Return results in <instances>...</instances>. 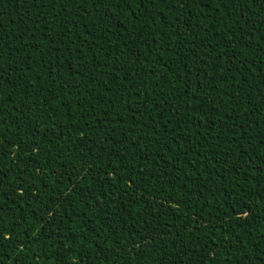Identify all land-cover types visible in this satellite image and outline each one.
<instances>
[{"label":"snow or ice","instance_id":"obj_1","mask_svg":"<svg viewBox=\"0 0 264 264\" xmlns=\"http://www.w3.org/2000/svg\"><path fill=\"white\" fill-rule=\"evenodd\" d=\"M15 2L18 8L28 5L34 12L24 13L22 24L28 26L22 27L21 31L15 34L6 31L3 20H0V165H3L5 161H11L6 167L0 166V264H4L5 253L13 245L26 248V245L34 238L48 239L46 236L40 237L39 232L32 237L27 236V229L21 227L29 218L24 215L25 207L30 211L34 204L37 208L42 207L47 212L48 218L45 223L48 227L56 226L71 233L73 228H65V222L72 225L73 221L70 217L74 215L77 220H81V216L70 213L67 209L80 200L81 193H84L85 205L90 203L93 208L102 210V205L107 203L108 197L116 195L125 181L135 192L139 185L134 183L132 173L137 169L128 158L129 156L136 160L137 164L140 163L137 157L144 159L145 164L139 169L140 177L149 175L154 181L159 179L161 187L156 190V193H141L139 197L131 196L126 187L123 189V195L130 197L126 203L131 206V201L149 196L163 201V205L149 201V207L157 210L162 207L170 208L167 217L171 223L168 224L169 232L166 235L171 239L162 240L160 232L155 230L156 224L161 222L159 219L143 230V237L148 239L150 244L144 243V238L137 243L136 238L140 237V233L136 231L135 225H130V235L133 239L127 241L129 253L126 254L125 264L132 260V253L146 264L143 257V250L146 247H150L154 254L157 251L161 253L157 264H206L203 257L199 261L194 259L195 252L185 245L183 237L179 236L180 228L175 225L176 221L180 220L181 224L185 225L184 231L194 230L199 233L204 226L203 222L213 209L205 204L204 207L208 209L205 212L204 208L196 209L184 197L179 199L175 197L176 182L184 184V178L187 176L179 165L184 162V158L190 152H194L193 158L196 163L204 167L205 156L200 150L203 149L205 153L211 152L213 157L219 152L223 156V159L218 162L219 168L225 170L224 175L229 180L236 176V165L229 163V153L222 149V144L227 143L220 138L223 132L211 138L210 135H206L198 141V144H193L191 137L197 136L199 127L204 126L203 122L196 123L202 118L209 122L207 131L215 132L219 127V125H213L212 118L207 116L206 101L213 111L218 105L228 108L227 118L232 120V123L224 129L230 133L228 140L239 134L234 129L237 128L241 111L244 115L251 111L243 107L245 101L250 102L251 96L245 94L243 100L236 96V91L242 92L243 88H233L232 81L235 79L233 74L243 76L247 83L250 77L255 79L253 71L257 65L248 60L247 56L237 49V45L247 32L256 31L258 26L264 27V0H15ZM161 5L164 7H160ZM0 7H6L5 0H0ZM253 8L255 11H252ZM193 9H199L196 16L206 21V25L199 23L193 25L204 35L199 37L198 42L194 36L189 44H194L201 50L206 48L208 55L204 57L197 53L190 61L192 69L185 72L188 64L181 61L179 50L182 49L184 53L191 51L190 47H183L189 29L186 27L184 32H181L180 27L183 22H177L172 26L167 23V20L168 15L187 13L191 17ZM165 11L168 15H165ZM209 11L212 12L211 16L208 15ZM257 13H260L259 17ZM153 14L157 18L163 17L165 21L164 26L159 27L158 39L152 36L151 31H148L149 27L157 24ZM233 14L237 17L236 20H232ZM89 17L91 19H88ZM224 19L230 20L232 25L241 24L238 29L239 35L235 38L224 35L225 32L230 31V28H225L221 23ZM29 20L30 24H28ZM124 20L130 22L129 27L124 26ZM78 25L83 26V35ZM133 30L137 33L135 38L132 35ZM212 31L217 38L209 40L207 36ZM259 36L260 39H264V32H260ZM114 37L118 43L115 46L109 43V46L105 48V43L111 42ZM74 38L79 42L73 45ZM173 44L178 49L175 53H172ZM141 47H143V53H141ZM221 47L225 51L218 53L216 49ZM161 50L175 56V67L179 68V72L174 70L171 63L161 62L162 58L156 59V54ZM96 51H99L102 56L106 53L103 63L96 57ZM253 51H264V45H261L259 49L254 48ZM229 52L231 55H228ZM85 56H88L87 60ZM224 56L228 57L227 61L224 60ZM70 59L74 63L70 62ZM261 62L264 63V60ZM182 63L183 67H180ZM89 64L93 65L91 69L86 67ZM157 64H160L161 70H157ZM209 64L213 68L212 71L206 70V65ZM260 71L264 72V68ZM61 72L69 73L63 85L56 82L57 78L63 79ZM132 72L151 73V76L163 80L164 87L157 86L146 91L141 87V81L134 79ZM82 75L83 79H81ZM184 76L188 78L180 83ZM102 77H108L103 81L106 92H112V87L115 86L119 93H126L127 99L125 95L113 94L118 100L125 101L121 105L123 112L116 111L109 116V110L114 107L113 101L108 100V107L105 108L103 97L97 99L99 94L97 84ZM217 78L227 86L223 90V95L229 98L228 101H222L219 94L213 96L215 103L207 100L209 95L220 91L216 87ZM235 82L240 83L238 79ZM120 84L126 85V88H120ZM205 88L210 91L205 92ZM141 93L143 96L140 95ZM173 93H178L177 101L168 103ZM17 96L18 100L15 99ZM180 96H190L193 101L183 113L178 104ZM260 96L264 98V89H260ZM68 97H74L72 107L68 106ZM92 101L101 105L104 117L100 121L97 132L94 133L97 136L96 141L89 139L85 131L86 121L84 126H78V121L85 120V111L91 114L94 121L97 119L96 108ZM137 103L140 106L139 112L136 110ZM260 104L264 105V99H261ZM153 112L160 119H153ZM166 113L171 115L164 119ZM232 113H236L235 118ZM36 115L42 118V129H37L35 123L29 124V120ZM260 115L264 116V113ZM225 118L224 113L221 112L219 119ZM141 120L144 121L143 124ZM21 121L24 123L23 128ZM128 121L132 122L128 124L129 131L134 126L142 127L149 130L148 135L137 133L129 139L126 133L120 132L115 137L111 136V133L122 129ZM173 121L175 124L172 123ZM247 123L255 122L246 120L241 126ZM105 126L108 127V131L100 135L104 132ZM189 128L196 129V132L190 133ZM256 128H260L258 123ZM73 133H79V138L73 139ZM244 135L248 137V131H245ZM25 136H28L27 141L24 139ZM37 137L43 143L38 142ZM61 141L63 144H60ZM157 143L169 153L173 151V146L176 149L183 148V151L178 153L175 171L179 175L175 179L169 176L167 162L163 168L157 166L155 175L148 172V162L155 160L160 151L159 148L155 151L148 149L144 152L143 150L148 144ZM53 144L60 145L55 156L47 151V148ZM239 147L243 148V144ZM256 148L264 151V135L251 152L245 151L240 157L243 168L246 169L249 159H252V152H255ZM32 149L36 150L35 153ZM37 156L41 159L37 160ZM56 159H60L61 163L50 167ZM73 159L78 161V167L74 165L69 172L64 167V161L70 163ZM101 161L103 163H100ZM212 166L216 167L215 164ZM77 171H79L80 179L72 181L71 177ZM8 173H12V179H9ZM260 173V178L264 179V161L260 162ZM49 176H51L50 180ZM85 178L89 181L86 187L81 184V179ZM66 182L71 185L67 189ZM165 185H167L166 189ZM57 188L59 192H56ZM234 188L240 203H237V198L232 194L225 195V200L230 205L237 204V206L231 207L230 211L229 208L221 206L222 210L217 211V223L209 229L215 234L220 230L221 224L226 225L223 238L219 239V246L225 256L222 264H253L254 261L256 264H264V259L259 258V252L256 251L261 247L264 235L255 238L251 243L252 251L250 252L246 239L242 238L240 233L234 232L236 227H242L248 222L252 211L251 208H247V202L244 200L245 193L238 181L234 184ZM247 194L251 195V193ZM73 196L76 200L72 199ZM201 203L204 204L202 198ZM13 208L16 209L13 221L5 224L4 215L12 212ZM237 208L241 215L233 220L232 217L236 215ZM149 215L155 216V213ZM190 216L192 218H189ZM142 223L149 225V219L142 217ZM89 224L90 219H83L80 227L75 228V232H83ZM174 227L177 235L172 237ZM15 229L20 231L16 232ZM90 231L97 232V229L91 228ZM125 231H129V228H125ZM105 234L107 235V232ZM20 236H25V239L21 241ZM75 238V236L65 237L69 241V251ZM116 239L118 243L120 237L117 235ZM189 240L195 242L199 240V237L190 235ZM59 241L60 237L57 235L55 239H48V244L52 247L58 245ZM113 247L115 248V245ZM166 249L169 251H165ZM172 249L175 250L174 253L170 252ZM62 251L58 247H53V264H67ZM105 251L103 248L100 249L98 255H104ZM16 255L18 256L19 253ZM104 261H107L106 255ZM104 261L101 264H104ZM10 264H19V262L10 260ZM76 264H88L87 258L82 255ZM208 264H215V260L212 259Z\"/></svg>","mask_w":264,"mask_h":264},{"label":"trees","instance_id":"obj_2","mask_svg":"<svg viewBox=\"0 0 264 264\" xmlns=\"http://www.w3.org/2000/svg\"><path fill=\"white\" fill-rule=\"evenodd\" d=\"M5 3L6 7H0V20H3L4 29L6 31L12 32L13 34L20 32L22 27L26 28L28 26L22 24V21L24 20V13L28 11L30 14H32L34 10L29 9L28 5H25L23 8H18L15 0H5ZM160 7L164 6L161 5ZM197 11H199V9H193L191 17H189L187 13H184L183 15H168L167 11H165V15H168L167 23L169 25L174 26V24L177 22H183L181 24L180 31L184 32L186 27L189 29L188 36L183 47H190L191 51L190 53H184L182 49L179 50L181 61L188 64L185 72L192 69L190 61L194 56H196L197 53H200V55L204 57H207L208 55V50L206 48L201 50V48L196 47L194 44H189V41H191L194 36L197 38L198 42L199 37L204 35V33L200 32L193 26L195 23L206 25V21L196 16ZM252 11H255V8H253ZM208 15L211 16L212 12L209 11ZM259 15L260 13H257V17H259ZM88 19H91V17ZM153 19L157 20V24H153L151 27H149L148 31H151L152 36L158 39L159 27L164 26L165 21L163 17L157 18L154 14ZM236 19L237 17L235 14H233L232 20ZM30 23L31 21L29 20L28 24ZM221 23L225 26V28H230V31L225 32L224 35H230L233 36V38H235L236 35H239L238 29L241 26L240 23L232 25L231 21L228 19H224L221 21ZM124 26L129 27L130 22L128 20H124ZM77 27L80 29L81 35H83V26L78 25ZM245 29H247V25H245ZM165 31H167V29H165ZM260 32H264V27L258 26L256 31L247 32L246 35L241 37L240 44L237 45V49L240 50L244 56H247L248 60L257 65V68L253 71V76L255 79L250 77L247 83H245L243 76H236L235 73L233 74L235 76V79L232 81L233 88H243L242 92L236 91V96L241 100L244 99L245 94H249L251 96L250 102L245 101L243 105L244 108L250 109L251 111L247 115H244L243 111H241L240 120L237 121V128L234 129L235 131H238L239 134L234 136L231 140H228L230 133L224 131V129H226L228 125L232 123V120L227 118L228 108L218 105L216 110L213 111L211 106L206 101L205 112L207 113L208 117L212 118L211 123L213 125H219V127L216 128L215 132L207 131L209 122L203 120L202 118L196 123L200 124L203 122L204 126L199 127L197 136L191 137L192 143L198 144V141L202 140L206 135H210L211 138L212 136H217L223 132V135L220 138L222 141H227V143L222 144V149L228 151L229 163L236 165V176L229 180L228 177L224 175L225 170L219 168L218 162L223 159V156L219 152H217L215 157H213L211 152L205 153L204 150L201 149V154L205 156L204 167H201L196 163L195 159L193 158L194 152H190L189 155L184 158V162L179 165L181 170L187 173V176L184 178V184H180L179 181L176 182L177 191L174 194L175 197L177 199L184 197L185 199L189 200V202L192 203L196 209L204 208L205 212L208 210L204 207L205 204L213 209L208 218L203 222L204 226L201 228L199 233L195 232L194 230H191L190 232L184 231L185 225L181 224L180 220H177L175 225V227L180 228L179 236L183 237L185 245L195 252L194 259L199 261L203 257L206 264H208V262H210L212 259L215 260V264H222L223 260L225 259L223 251L219 246V239L223 238L224 228L226 225L221 224L220 230L215 234L210 232L209 229H212L217 223V211L222 210L221 206L224 208H229V211L231 207L237 206V204L230 205L228 201L225 200V195L232 194L233 197L237 198V203H240L238 200V194L234 188V184L237 181L242 186V191L245 193L244 200L247 202V208H251L252 211L249 214L250 219L248 222L244 223L242 227H236L234 232L240 233L242 238L246 239L249 245L248 250L250 252L252 251L251 243L255 240V238L264 235V179L260 178V162L264 161V151H262L260 148H256L255 152H252V159H249L246 169L243 168L240 163V157L244 155V152H251L252 148L261 139L262 135H264V116L260 115V113H264V105L260 104L261 99H264L260 96V89H264V72L260 71V69L264 68V63L261 62L264 60V51H253L254 48L259 49L261 45H264V39H260L259 36ZM121 33H123V29H121ZM132 35L133 38L137 36L135 30H133ZM207 38L209 40H214L217 37L215 36V32L212 31L209 32ZM9 39L11 40V36ZM78 42L79 41L75 38L73 39V45ZM109 43L112 46H115L118 41H116L114 37L111 42L105 43V48L109 46ZM137 44H139V41H137ZM149 47L151 46L149 45ZM229 47H231V45H229ZM140 50L141 53H143V47H141ZM177 51L178 49L176 45L173 44L172 53ZM216 51L218 53H223L225 49L221 47L217 48ZM172 53L161 50L156 54V59L161 60L162 58L161 62L171 63L174 67V70L179 72V68L175 67L176 59ZM95 55L100 59L101 63H103L104 59L106 58V53L104 56H102L99 51H96ZM228 55H231V52H229ZM87 59L88 56H85V60ZM227 59L228 57L224 56V60L227 61ZM70 62L74 63V61L71 59ZM109 63L111 62L109 61ZM237 66L239 67L240 65ZM86 67L91 69L93 65L89 64L86 65ZM97 67L99 66L97 65ZM180 67H183V63L180 65ZM156 68L157 70H161L160 64H157ZM206 70L212 71L213 68L209 64L206 65ZM217 71L219 70L217 69ZM67 75H69V73L61 72L63 79L57 78L56 82L63 85L67 79ZM245 75H247V73H245ZM132 76L135 80L141 81V87L146 91L152 90L157 86L160 88L164 87L163 80L161 78L151 76V73L145 74L144 72H141L137 74L136 72H132ZM187 78V76H184L180 80V83H183ZM41 79H44L43 73L41 74ZM81 79H83V75ZM105 79H108V77H102L97 84V87L99 88L97 99L99 100L101 96L103 97L105 102L103 107L105 108L108 107V100L111 99L113 101L114 107L109 110V116H111L116 111L123 112L124 109L121 107V105H123L125 101L118 100L117 96L125 95V99H127L126 93H119L115 86L112 87V92H106L105 86L103 84ZM237 79L240 81L239 84H236L235 82ZM119 87L126 88V85L120 84ZM169 87H171V85ZM216 87L220 89L219 93H212L207 97V100L215 103L213 96L219 94L222 101H228L229 98L223 95V90L227 86L224 85L219 78H217ZM53 90L55 91V89ZM209 91L210 89L205 88V92ZM114 93H116L117 96H114ZM140 95L143 96V93ZM177 95L178 93H173L172 99L168 103L177 101ZM15 99L18 100L19 97L17 96ZM67 99L68 106L72 107V100L74 97H68ZM236 102L239 103V101ZM192 103L193 101L190 99V96H180L178 104L181 106V112L183 113L185 109ZM92 104L96 108L97 119L94 121L91 114L88 111H85V120L78 121V126H84L86 121L87 126L85 127V131L87 132L89 139L96 141L97 136L94 135V133L97 132V129L100 127V121L103 120L104 117L101 105L97 104L96 101H92ZM81 106L83 107L84 105ZM136 110L138 112L140 111V106L138 103L136 104ZM221 112H223L226 117L224 120L219 119ZM169 115H171V113H166L164 119H167ZM235 115L236 113H232L233 118H235ZM152 118L157 120L160 119V117L155 112L152 113ZM246 120L254 121L255 123H247L241 126L242 122ZM143 122L144 121L141 120L142 124ZM32 123H35L37 129L43 128V121L40 115H36L34 118L30 119L29 124ZM130 123L132 122L128 121L122 129H118L117 132L111 133V136L115 137L120 132L126 133L129 139L136 136L137 133H142L145 136L148 135L149 130L143 129L142 127L134 126L132 130L129 131L128 124ZM172 123L175 124V121ZM257 123L260 125L259 129L256 128ZM21 127H24L23 121H21ZM157 130H159L158 127ZM53 131H55V129H53ZM107 131L108 127L105 126L104 132H101L100 135H103ZM245 131H248V137H245ZM189 132L194 133L196 132V129L189 128ZM49 135H51V133H49ZM78 138L79 133H73V139ZM24 139L27 141L28 136H25ZM37 141L43 143V141H40L39 137H37ZM60 144H63V141H61ZM240 144H243V148L239 147ZM59 146L60 145L57 144L51 145L47 148L48 153H50L52 156H55ZM157 148H159L160 154L155 160L148 162V172L155 175L157 166L163 168L167 162L169 176L175 179V177L179 175V173L175 171L179 158L178 153L183 151V148L176 149L175 146H173V151L169 153L157 143L148 144L147 148H145L143 151L147 152L148 149L155 151ZM32 151L35 153L36 150L32 149ZM129 151H131V149H129ZM36 158L37 160L41 159L40 156H37ZM128 158L132 160L133 165H135L137 169L136 172L132 173L134 177V183L139 185L135 192H133L132 188L128 187V182L125 181L116 195L108 197L107 203L102 205V210L93 208L90 203L85 205L83 203L84 193H81L80 200L67 209L70 213L80 214L81 216V220H77L74 215L71 216L70 219L73 221L72 225H68L65 222V228H73L71 233L66 232L64 229L58 228L56 226L48 227L47 223H45L48 218L47 212L42 207L37 208L34 204L31 211L25 207L23 209L24 215L29 218L25 220L21 227L27 229V236L32 237L35 233L39 232L40 237L46 236L48 239H55L56 236L59 235V244L50 247L48 244V239L34 238L31 243L26 245V248H21L19 245H13L12 247L8 248L5 253L4 264H10V260L18 261L19 264H53V247H58L63 250L62 255L67 261V264H76V261L82 255L87 258L88 264H101V262L104 261L105 255L107 256V261H104V264H109V262H111V264H125L126 254L129 253L127 241L133 239V237L130 235V225H135L136 231L140 233V237L136 238L137 243H139L140 239L144 238L143 230L146 227H150L151 223L156 219L161 221L160 223L156 224L155 230L160 232L162 240L167 241L171 239L170 236L166 235V233L169 232L168 224L171 223L167 217V212L170 210V208L162 207L160 210H157L154 207H149V201H152L153 204L160 205H163V201L153 199V197L149 196L145 199L131 201V206H128V203H126L130 200L129 195H123V189L126 187L128 188L129 194L135 197H139L141 193H156V190L161 187V180L159 179L154 181L153 177L149 175H145L143 178L140 177L139 169L141 165L145 164L144 159L137 157V159L140 160V163L137 164L136 160H134L131 156ZM10 163V160L5 161L4 164L0 166L6 167ZM60 163L61 160L56 159L53 165H50V167H54ZM100 163H103V161ZM113 164H115V161H113ZM213 164H215L216 167H213ZM74 165L78 167V161L76 159H73L70 163L64 161V167L68 169L69 172H71ZM33 171L35 170L33 169ZM80 171H82V169ZM217 172L220 174L216 175L215 173ZM8 176L9 179H12V173H8ZM48 179L50 180L51 176H49ZM71 179L72 181L80 179L79 171L72 175ZM88 183L89 181L87 178L81 179V184L85 187ZM70 186L71 185L67 184L66 182L65 188L67 189ZM164 187L166 189L167 185ZM97 188H99V186H97ZM56 192H59L58 188L56 189ZM247 193H251V195H248ZM53 195H55V193H53ZM201 198L203 199L204 204L201 203ZM72 199L76 200V197L73 196ZM101 199H103L102 196ZM113 201H115V203H113ZM17 203H19V201H17ZM137 209H139V213H137ZM153 212L155 213V216H150L149 214ZM15 215L16 209L13 208L12 212L4 215V223L7 224L9 221H13ZM240 215L241 213L239 208H237L236 215L233 216L232 219L236 220L237 216ZM142 217H147L149 219V225H144L142 223ZM189 218L192 217L190 216ZM83 219H90V224L88 227L84 228L83 232L76 233L75 228L80 227ZM209 221H211V223H209ZM175 227L172 229V237L177 235ZM91 228H96L97 232L90 231ZM125 228H129V231H125ZM14 231L19 232L20 230L15 229ZM105 232H107V235ZM85 233H87L86 236ZM205 233H207V235H205ZM117 235L120 237L118 243L116 239ZM190 235L198 236L199 240L195 242L190 241ZM66 236L76 237L74 242L71 244L70 251L68 250L69 241L65 239ZM93 237H95V239H93ZM19 239L23 241L25 236H20ZM144 243L150 244V241L144 238ZM114 245L115 248L113 247ZM102 248L106 250L104 255H98L100 249ZM165 251L169 250L166 249ZM174 251V249L170 250L172 253H174ZM256 251L259 252V258L264 259V241L261 242V247ZM16 253H19V255L17 256ZM160 255L161 253L159 251L154 254L150 250V247H146L143 250V257L146 261V264H157V260L160 258ZM122 257H125V259H122ZM128 264H143V262L138 259L135 253H132V260L128 262ZM253 264H256V261H254Z\"/></svg>","mask_w":264,"mask_h":264}]
</instances>
